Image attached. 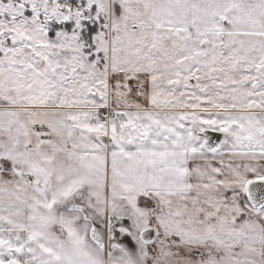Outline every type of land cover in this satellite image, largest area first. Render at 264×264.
<instances>
[{"label":"snow or ice","instance_id":"snow-or-ice-1","mask_svg":"<svg viewBox=\"0 0 264 264\" xmlns=\"http://www.w3.org/2000/svg\"><path fill=\"white\" fill-rule=\"evenodd\" d=\"M0 264H264V0H0Z\"/></svg>","mask_w":264,"mask_h":264}]
</instances>
